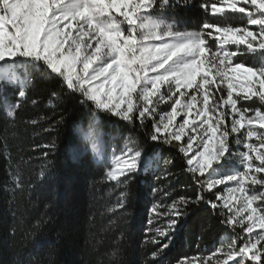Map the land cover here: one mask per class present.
<instances>
[{
    "label": "snow or ice",
    "instance_id": "obj_1",
    "mask_svg": "<svg viewBox=\"0 0 264 264\" xmlns=\"http://www.w3.org/2000/svg\"><path fill=\"white\" fill-rule=\"evenodd\" d=\"M173 6L171 0H0V95L16 89V102L4 99L3 110L14 117L34 72L59 80L60 91L51 93L49 104L67 93L78 96L83 109L79 122L73 121L83 148L74 150L73 158L91 151L95 160L108 162L106 175L117 184L137 174L144 152L127 136L119 155L113 151L107 161L101 116L109 124L139 120L141 127L151 118L150 141L182 153L196 187L194 198L173 201L166 226L150 241L156 251L145 264H164L186 215L183 209L201 203L221 208L227 216L221 223L233 230L240 225L248 234L239 245L234 236L227 252L218 249L227 259L216 264H264V247H259L264 245V191L256 190L264 189L257 175L264 173V0H204V12L224 23L205 20L194 29L169 16ZM235 19L247 23L236 26ZM242 57H254L252 65L237 62ZM257 101L254 110L241 107ZM168 103L171 110L161 113L159 105ZM49 147L54 149V142ZM156 153L154 147L146 169L157 164ZM229 182L235 186L227 187ZM218 185H225L227 196ZM214 190L222 204L205 200ZM124 197L122 192L120 207ZM150 211L160 214L155 205Z\"/></svg>",
    "mask_w": 264,
    "mask_h": 264
},
{
    "label": "trees",
    "instance_id": "obj_2",
    "mask_svg": "<svg viewBox=\"0 0 264 264\" xmlns=\"http://www.w3.org/2000/svg\"><path fill=\"white\" fill-rule=\"evenodd\" d=\"M171 3L174 6L168 14L182 28H197L205 20L224 23L210 11L204 12V0ZM232 23L240 26L247 21ZM251 30H257L256 26ZM253 60L242 57L237 62L251 66ZM33 80L14 117L5 114L3 101L15 103L16 89L8 87L0 95V264H145L156 251L150 241L156 229L166 226L173 201L182 196L194 198L196 185L183 154L171 145L150 141L151 118L141 127L139 120L109 124L102 115L99 131L107 161L113 151L119 155L127 136L144 152L137 174L127 184H117L106 175L108 162L95 160L91 151L73 158V151L83 148L73 124L83 111L79 97L62 93L49 104L51 93L60 91V81L47 77L43 70L34 72ZM165 106L159 105V111ZM259 106L258 101L241 105L251 110ZM226 123L230 128V118ZM234 141L232 134L230 142ZM154 147L158 162L146 169ZM259 178L264 179V174ZM217 189L221 193L222 187ZM256 190L264 191L259 186ZM122 192L125 197L120 207ZM216 195L215 190L206 193L205 200L220 204ZM154 205L159 215L150 211ZM183 210L186 215L163 256L164 264L184 259L193 264L216 256L222 246L228 249L234 236L239 237L238 245L247 240L242 226L233 230L221 223L227 216L221 215L219 207L201 203Z\"/></svg>",
    "mask_w": 264,
    "mask_h": 264
},
{
    "label": "rangeland",
    "instance_id": "obj_3",
    "mask_svg": "<svg viewBox=\"0 0 264 264\" xmlns=\"http://www.w3.org/2000/svg\"><path fill=\"white\" fill-rule=\"evenodd\" d=\"M254 31H256V30H254ZM9 102V101H8ZM9 103H11V102H9ZM160 105H165V104H160ZM163 111L161 112V113H164V112H167V111H170L171 110V104L170 103H168L163 109H162ZM177 120H180V117H177ZM234 136H235V139H236V134H233ZM242 138V137H241ZM185 143H187V139L185 138L184 140H183ZM251 142H253V143H256V140L255 139H253ZM233 150L235 151V150H237V149H235V147H233ZM245 149L243 148V146H241L240 147V149H239V151H244ZM191 155H192V153H190L189 154V158L191 157ZM258 163V162H257ZM243 169H241V171H242ZM264 173H259V174H257L258 175V178H259V175H263ZM235 186V184H234V182H229L228 184H227V187H234ZM217 187H222V189H221V193L220 194H223V195H225V196H227L228 195V193H227V191H226V187H225V185H218ZM220 202V204H222V202L221 201H219ZM233 207L235 208L236 207V203L235 202H233ZM227 210V212H228V209H226ZM257 234H259L260 233V229H255L254 230ZM253 240H255L256 239V236H252L251 237ZM247 239H248V234H247ZM259 247H264V245H261V246H259ZM228 251V249H225V252H227ZM216 256L214 257V256H212V257H209V258H211V259H203V260H201V261H196V262H193V264H205V261H208V264H212V263H214V264H216V262L219 260V261H223V260H226L227 259V257H226V255H224L223 253H219L218 251L216 252ZM233 262L232 261H229L228 262V264H232Z\"/></svg>",
    "mask_w": 264,
    "mask_h": 264
}]
</instances>
